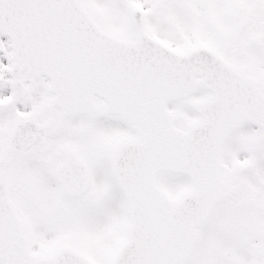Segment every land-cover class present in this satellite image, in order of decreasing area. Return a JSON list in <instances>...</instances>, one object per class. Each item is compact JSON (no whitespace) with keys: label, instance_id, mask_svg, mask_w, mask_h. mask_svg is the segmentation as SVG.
I'll list each match as a JSON object with an SVG mask.
<instances>
[{"label":"snow or ice","instance_id":"obj_1","mask_svg":"<svg viewBox=\"0 0 264 264\" xmlns=\"http://www.w3.org/2000/svg\"><path fill=\"white\" fill-rule=\"evenodd\" d=\"M0 264H264V0H0Z\"/></svg>","mask_w":264,"mask_h":264}]
</instances>
